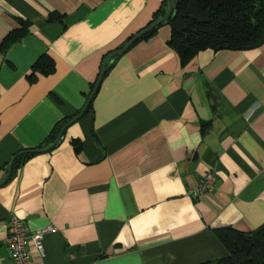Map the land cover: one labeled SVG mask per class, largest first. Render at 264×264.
Instances as JSON below:
<instances>
[{"label": "crops", "instance_id": "0c3cea01", "mask_svg": "<svg viewBox=\"0 0 264 264\" xmlns=\"http://www.w3.org/2000/svg\"><path fill=\"white\" fill-rule=\"evenodd\" d=\"M162 3L0 0V45L28 24L0 50V184L15 155L81 112L104 55ZM170 37L164 26L116 59L62 143L0 186V264H11L13 215L31 232L57 230L44 235V257L30 247L35 264H201L228 255L215 230L264 225V45L207 50L182 66ZM44 55L55 66L47 76L33 71ZM210 171L215 192L189 197Z\"/></svg>", "mask_w": 264, "mask_h": 264}, {"label": "trees", "instance_id": "16d2710c", "mask_svg": "<svg viewBox=\"0 0 264 264\" xmlns=\"http://www.w3.org/2000/svg\"><path fill=\"white\" fill-rule=\"evenodd\" d=\"M167 10L168 1L163 0L162 6L153 15L148 25L130 36L119 49L124 48L136 35L164 17ZM20 25L21 28L12 31L4 38L0 45L2 52H6L13 44L18 43L27 35L28 24L20 21ZM164 26L171 28L168 45L178 54L182 66H186L198 54L207 50L242 52L258 49L264 45V0H178L175 13L165 23L157 26L135 42L130 50L155 36ZM113 52L110 51L104 55L101 66ZM119 57L114 58L108 64L106 73ZM54 70V63L48 55L41 57L33 67L34 72L45 76L53 73ZM97 80L93 83L92 89ZM91 107L92 103L86 112ZM72 119L59 122L38 149L53 145L62 129ZM206 124L204 125L205 129L209 126L208 123ZM73 145L76 152L79 153L81 151L80 143L74 141ZM34 155L36 154L27 153L18 156L13 170ZM215 234L227 249L228 255L219 260L201 264H264V225L251 233L223 228L215 230Z\"/></svg>", "mask_w": 264, "mask_h": 264}, {"label": "built area", "instance_id": "2783aa9c", "mask_svg": "<svg viewBox=\"0 0 264 264\" xmlns=\"http://www.w3.org/2000/svg\"><path fill=\"white\" fill-rule=\"evenodd\" d=\"M217 188V178L213 171L208 172L198 184L189 189L188 196L198 200L203 196L212 194ZM51 226L45 229L31 232L28 226L18 217L11 216L8 222L7 247L11 264H35L30 254V247L39 250L41 256H45L43 238L47 233H56Z\"/></svg>", "mask_w": 264, "mask_h": 264}, {"label": "water", "instance_id": "95a60500", "mask_svg": "<svg viewBox=\"0 0 264 264\" xmlns=\"http://www.w3.org/2000/svg\"><path fill=\"white\" fill-rule=\"evenodd\" d=\"M168 1V10L167 13L164 17H162L161 19H159L157 22H155L154 24H152L150 27H148L146 30L142 31L141 33H139L138 35H136L129 43L128 45H126L124 48L119 49L114 51L112 54H110L106 60L104 61L102 68H101V72L99 75V78L84 106V108L81 110V112L75 117L73 118L60 132L59 137L57 139V141L51 145L50 147L44 148V149H32V150H27V151H23L20 152L18 155H16L10 162L9 168H8V173H7V177L5 179V181L3 183L0 184V186H2L3 184H5L12 175L13 172V167L15 164L16 159L18 158V156L23 155V154H27V153H35V154H41V153H49L51 151H53L55 148H57L63 140L64 137V133L66 132V130L73 125L74 123H76L79 119H81L83 117V115L86 113V110L88 109L89 105L92 103L93 99L95 98L101 84L103 81V78L105 76L106 73V69L108 64L116 57L121 56L126 54L130 48L134 45L135 42H137L139 39H141L143 36H145L147 33H149L150 31H152L153 29H155L157 26L165 23L176 11L177 7H178V0H167Z\"/></svg>", "mask_w": 264, "mask_h": 264}]
</instances>
